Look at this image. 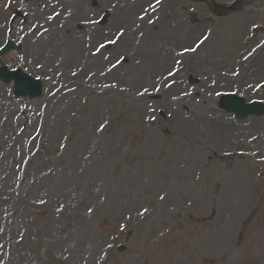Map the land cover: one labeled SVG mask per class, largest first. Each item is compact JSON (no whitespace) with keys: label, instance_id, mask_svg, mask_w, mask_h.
<instances>
[{"label":"rangeland","instance_id":"1","mask_svg":"<svg viewBox=\"0 0 264 264\" xmlns=\"http://www.w3.org/2000/svg\"><path fill=\"white\" fill-rule=\"evenodd\" d=\"M61 1L31 0L26 24L14 20L10 32L21 50L0 57L49 84L28 100L0 83L11 112L0 110V156L14 168L0 264H85L73 257L82 252L89 264H264V116L237 121L218 109L224 92L264 103V0H241L220 18L188 0ZM15 2L0 0L1 36ZM77 7L79 59L41 58L29 44L47 35L32 29L33 13L69 35ZM256 22L262 36L249 34ZM83 23L98 32L83 33ZM82 48L111 58L80 74ZM164 54L172 60L161 66ZM66 79L83 86L56 102ZM12 234L24 252L11 251Z\"/></svg>","mask_w":264,"mask_h":264},{"label":"bare ground","instance_id":"2","mask_svg":"<svg viewBox=\"0 0 264 264\" xmlns=\"http://www.w3.org/2000/svg\"><path fill=\"white\" fill-rule=\"evenodd\" d=\"M161 3H157L156 5H160ZM80 7H77L75 8V14L70 17V22L71 23H74L72 24L71 26H69V24H66V28L68 27L69 28V35L65 34L67 33V29H63L62 31L60 30H55L53 29H48L47 26H45L40 20L38 21V23H36V27H38V31L39 32H42L41 35H42V38L44 35H47L45 36V38H43L41 40V42L36 45V46H31V44H29L30 47H35L36 51L39 52V56H41V58H44L46 60H53V59H56L57 61H59V66L62 64L63 66H66L65 65V60L67 59H70V58H75L76 59H79L77 56V52H78V49H79V46L76 44L78 41H77V32H75L73 26H75L76 28H78L77 22H80V19H81V9H79ZM89 11H91L90 9H87ZM88 11V12H89ZM84 16V15H83ZM90 31L92 33V35L95 33V32H98V29L97 28H93V27H87V24L86 23H83V28H82V31L83 33L85 31ZM0 39H1V29H0ZM2 39H3V36H2ZM150 39V36H146V38L144 40H142V43H141V46L144 45V43L146 42V40H149ZM154 38L152 37V40ZM125 42V41H124ZM123 42V43H124ZM122 47V46H121ZM149 45L146 46V48L148 49ZM156 47V46H155ZM50 48V49H49ZM47 49L51 50V52H47ZM81 50V49H80ZM81 53L83 56L87 57L86 56V50L84 48H82L81 50ZM117 55V54H116ZM165 56H163V58L161 59V66L162 65H168L171 63V60L172 58H170L169 55L167 54H164ZM98 56V55H96ZM109 58L111 57H97V58H86L84 60H82V63L81 65L79 66V69H80V74H85L87 73V71H90L93 73H96L97 71L100 70V66L101 64L104 63V61L108 60ZM187 59V58H185ZM200 61V60H197V62ZM58 66V68H60ZM258 67H261L258 66ZM61 69V68H60ZM248 69L250 68H247L245 69V71H243L242 73H240V75L238 76L239 80L237 83H242L243 80L245 79L246 75H247V71ZM64 74V73H63ZM66 83H65V89H64V92L62 94H55V92L52 95V99L53 100H56V102H60L63 97L64 99H67V90H69L72 86H83V85H78L80 84V81L79 79L77 80H71V79H66L65 80ZM47 84H45V86H48V82H46ZM69 86V87H68ZM241 89L243 88V86H239ZM88 89H85V91H87ZM84 91V95L85 96H88L90 95V93H86ZM81 91H77V94L75 93L74 97L75 98H79L81 97ZM0 110L1 111H5L7 114H11V112L9 111V106H6V105H3L2 104V101L3 98L1 97V94H0ZM200 106H197L196 110L198 111V108ZM209 114V113H208ZM201 115V113H200ZM209 115L211 116H214L215 114L213 113H210ZM178 117H181L179 114L177 115ZM10 118H6V120L4 121L5 123V126H4V132L5 134L9 131V126H10ZM3 123V124H4ZM233 126H235L233 123L230 125H225V129H226V132L228 135L232 136L234 135L235 133H237L238 130L234 129ZM13 167H12V161L10 158L8 159H4L3 157L0 156V208H1V214H0V227L3 225L4 223V219H3V211L5 209V212L7 211V209H9L11 207V203L14 201L9 195H10V191H9V188H10V179H12L13 175H14V171H13ZM41 216L44 217L43 214H41ZM18 233V232H16ZM15 235L16 234H12V239H13V242L11 243L10 242V246H11V251L15 252L16 248L18 250H20L21 252H24V246H17L18 244V241L20 239V236H18L17 238H15ZM11 241V240H10ZM15 243V244H14ZM14 246V247H12ZM25 253H27V251L25 250ZM89 253H92L91 251L88 252ZM77 255H81L83 257H86L85 260H84V263L85 264H89V261H88V256L85 254V253H78V254H74L73 257H77ZM105 256V255H104ZM107 261L109 260L106 259ZM107 261L105 264H107Z\"/></svg>","mask_w":264,"mask_h":264},{"label":"water","instance_id":"3","mask_svg":"<svg viewBox=\"0 0 264 264\" xmlns=\"http://www.w3.org/2000/svg\"><path fill=\"white\" fill-rule=\"evenodd\" d=\"M198 1H203L206 5L210 6V4L208 3L207 0H198ZM249 108H252V107H248L247 109H249Z\"/></svg>","mask_w":264,"mask_h":264},{"label":"snow or ice","instance_id":"4","mask_svg":"<svg viewBox=\"0 0 264 264\" xmlns=\"http://www.w3.org/2000/svg\"><path fill=\"white\" fill-rule=\"evenodd\" d=\"M160 2V0H157V3H159ZM201 43H203V41H201ZM197 47H199V45H197ZM195 49H193V51H194Z\"/></svg>","mask_w":264,"mask_h":264}]
</instances>
